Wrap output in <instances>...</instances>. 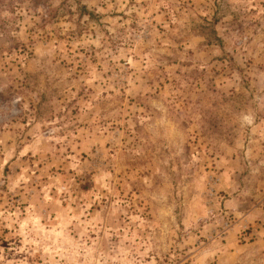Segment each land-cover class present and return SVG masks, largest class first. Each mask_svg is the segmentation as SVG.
Listing matches in <instances>:
<instances>
[{
    "label": "rangeland",
    "instance_id": "1",
    "mask_svg": "<svg viewBox=\"0 0 264 264\" xmlns=\"http://www.w3.org/2000/svg\"><path fill=\"white\" fill-rule=\"evenodd\" d=\"M0 264H264V0H0Z\"/></svg>",
    "mask_w": 264,
    "mask_h": 264
}]
</instances>
